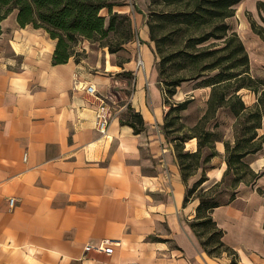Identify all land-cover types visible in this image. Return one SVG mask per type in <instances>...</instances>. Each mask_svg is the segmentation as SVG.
<instances>
[{"label": "crops", "instance_id": "obj_1", "mask_svg": "<svg viewBox=\"0 0 264 264\" xmlns=\"http://www.w3.org/2000/svg\"><path fill=\"white\" fill-rule=\"evenodd\" d=\"M257 1L239 2L227 21L244 43L252 76L264 79V41L247 17L264 26ZM16 15L0 23V264H230L226 253L209 256L189 225L199 201L184 206V195L202 170L184 182L165 136L168 106L146 18L136 21L138 41L124 61L84 39L76 46L81 55L54 64L55 40L42 28L20 26ZM89 84L111 104L105 135L95 128ZM196 91L205 94L201 116L209 88ZM244 91L253 105L255 94ZM182 100L177 91L172 101ZM128 107L143 118L138 133L121 122ZM223 114L224 138L233 141L234 118L223 108L216 117ZM196 144L190 139L185 148L195 151ZM215 149L210 163L218 165L206 172L205 187L226 168L223 141ZM247 159L254 171H264V146ZM258 187L264 190V173L254 185L240 184L235 198L212 212L241 264H264V192ZM102 240L118 242L110 255L85 250Z\"/></svg>", "mask_w": 264, "mask_h": 264}, {"label": "trees", "instance_id": "obj_2", "mask_svg": "<svg viewBox=\"0 0 264 264\" xmlns=\"http://www.w3.org/2000/svg\"><path fill=\"white\" fill-rule=\"evenodd\" d=\"M242 0H151L161 6L155 10L157 20L164 32L155 34L151 20L146 22L150 40L155 43L159 55L157 63L158 80L164 93L168 109L164 116L163 129L174 147L180 173L184 182L202 170L200 177L187 186L183 205L197 198L194 217L189 225L201 247L211 257L226 253L230 264H241L236 250L223 240L224 231L212 217L214 208L229 203L235 198L240 184L254 185L264 173L254 171L247 157L256 154L264 146V134L259 130L264 114V79L253 77L250 72L248 52L238 33L228 23L235 14V6ZM126 0H0V23L16 10L20 26L32 25L44 29L55 40L52 56L54 64L79 56L76 46L82 40L97 42L109 53L123 51L132 39L131 19L115 10ZM257 9L264 23V0L257 1ZM105 10L107 15L102 14ZM251 29L264 41V26L247 14ZM181 34L180 45L166 49L171 41L169 34ZM0 25V34H1ZM177 63V69L187 74L172 76L169 64ZM195 81L196 88H209L206 109L192 126L183 122L185 111L192 98L173 102L177 87L184 81ZM248 89L256 96L253 105H247L240 90ZM226 109L234 118V140L224 138L217 121V111ZM121 122L133 127L136 133L143 130L144 121L138 112L128 107ZM182 129L185 132L178 134ZM171 135H173L171 137ZM196 139V150L189 151L185 142ZM223 141L226 168L222 178L205 187L207 163L218 155L215 143ZM213 166H210V168ZM224 186V187H223ZM226 188L231 189L227 201L220 195ZM257 191L262 194L260 187ZM264 227V223H263ZM264 242V239H263Z\"/></svg>", "mask_w": 264, "mask_h": 264}, {"label": "rangeland", "instance_id": "obj_3", "mask_svg": "<svg viewBox=\"0 0 264 264\" xmlns=\"http://www.w3.org/2000/svg\"><path fill=\"white\" fill-rule=\"evenodd\" d=\"M140 3H142L140 0H126L125 4L122 6H118L115 7V10H118L120 13L128 16L131 19V23H132V39L131 41H129L126 45L123 51H120V53H115L118 54V60L119 61H124L126 59L127 54L125 53V51L130 52V48L133 46L134 42H137V37H136V33L138 30V23L136 22L139 18H146V22L150 21L152 22V24L154 25V30H155V34L157 36H161V34L164 32L163 30H161V26L159 25V23L157 22V20H154V11L155 10H159L161 8L160 5L156 4V3H152L151 0H148V2L146 1V5H142L140 6ZM140 7V8H139ZM143 8V10L141 9ZM102 14L107 15L106 11L103 10ZM173 35L169 34V38H171V41H169L166 45L165 48L169 49V48H174L178 45H180V40L181 38V34L177 33L176 31L172 32ZM83 41V40H82ZM151 41V40H150ZM94 47L98 48L99 50H108L106 47H102L100 46L97 42L92 43ZM152 44V51L155 57V64H156V68H157V63L159 61V55L156 52V46L155 43L153 41H151ZM129 47V48H128ZM177 63H172L171 65L169 64L168 67V72L170 74H172V76H182L187 74V72L184 69H177ZM186 85L189 87H185L186 88V92H184V89H182V85ZM188 84V85H187ZM183 85V86H184ZM195 81L193 80H189V81H184L180 84L179 87H177L176 91H179V96H181L184 99L186 98H191L192 97V102L195 103H190L188 108L183 111V122L187 125V126H192L193 123L198 119L199 115H200V111L202 108V102L204 100V91L202 92H198L196 90H199L198 88L195 87ZM190 87L194 88V90L190 91ZM196 88V89H195ZM209 92V91H208ZM113 96H115L116 98L118 97V95L116 94V92H113ZM184 94V95H183ZM249 92L244 91L242 97H244L246 103L248 105H252L251 100L252 98L248 95ZM122 96H124V94H122ZM111 103V101H109ZM227 115L223 114V116L221 117L220 115L216 118L219 125H224L227 119ZM220 130L223 131V129L220 127ZM186 129H182L180 132H178V134H181L183 132H185ZM173 135H171L172 137ZM248 160V159H247ZM216 165H218V162H216L214 165L211 164L210 162L207 163V170L206 172L215 167ZM210 166H213L210 168ZM224 187V186H223ZM231 189L226 188L224 190V192L220 195V199L222 201H227L230 194H231Z\"/></svg>", "mask_w": 264, "mask_h": 264}, {"label": "built area", "instance_id": "obj_4", "mask_svg": "<svg viewBox=\"0 0 264 264\" xmlns=\"http://www.w3.org/2000/svg\"><path fill=\"white\" fill-rule=\"evenodd\" d=\"M141 64V62H139ZM85 90L91 94L95 101H96V110H95V118H94V124L96 130L102 134L105 135L108 131V127L110 124V120L112 118V112H111V104L108 103V101L100 96L95 87L92 84H89L85 87ZM14 202V198L9 199V204L12 205ZM118 242L113 240H102L97 245H87L85 247L86 251L94 250L96 252H103L105 254L110 255L113 250L114 246ZM126 264H135V263H126Z\"/></svg>", "mask_w": 264, "mask_h": 264}]
</instances>
